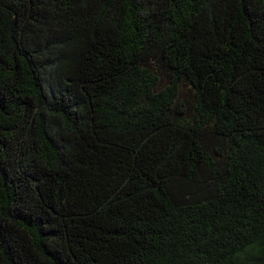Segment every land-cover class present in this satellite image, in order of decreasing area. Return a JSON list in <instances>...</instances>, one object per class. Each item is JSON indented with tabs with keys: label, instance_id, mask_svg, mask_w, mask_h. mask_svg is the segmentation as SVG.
<instances>
[{
	"label": "trees",
	"instance_id": "16d2710c",
	"mask_svg": "<svg viewBox=\"0 0 264 264\" xmlns=\"http://www.w3.org/2000/svg\"><path fill=\"white\" fill-rule=\"evenodd\" d=\"M0 264H264V0H0Z\"/></svg>",
	"mask_w": 264,
	"mask_h": 264
}]
</instances>
